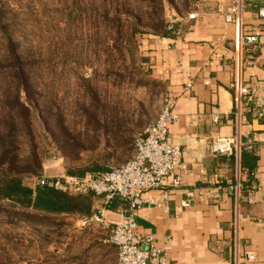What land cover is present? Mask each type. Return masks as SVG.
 I'll return each instance as SVG.
<instances>
[{
    "label": "rangeland",
    "instance_id": "1",
    "mask_svg": "<svg viewBox=\"0 0 264 264\" xmlns=\"http://www.w3.org/2000/svg\"><path fill=\"white\" fill-rule=\"evenodd\" d=\"M200 1L0 0V149L13 140L20 148L14 165L11 153L0 155L4 165L19 163L22 182L34 189L41 177L129 159L166 94L132 27L160 34ZM80 219L0 196V264H115L110 227Z\"/></svg>",
    "mask_w": 264,
    "mask_h": 264
},
{
    "label": "crops",
    "instance_id": "2",
    "mask_svg": "<svg viewBox=\"0 0 264 264\" xmlns=\"http://www.w3.org/2000/svg\"><path fill=\"white\" fill-rule=\"evenodd\" d=\"M230 1L201 0L194 10L196 18L190 19L187 12L174 17L173 31L145 34L140 39L151 77L176 99L177 119L168 126L183 158L169 175L170 180L178 177L180 186L172 189L165 205H142L134 216L137 231L152 236L154 245L166 251L169 264H234L231 222L236 217L244 248L255 251L254 264H264V143L260 141L264 129V18L257 14L264 0H242L240 19L228 23L216 9ZM248 35L257 40L246 44ZM236 81L256 90L240 118L231 87ZM213 113L219 115V121L212 119ZM236 133L251 148L231 155L209 151L212 140ZM245 170L254 171L255 176ZM238 180L245 188L252 180L259 184L253 191L254 203L237 205L232 192L216 187L218 181L227 185ZM186 190L196 196L182 207ZM248 193L245 189L242 195ZM151 194L158 195L156 191ZM92 198L91 214L75 215L83 224L82 219L94 221L95 213L111 223L121 220L122 200L106 203L102 197Z\"/></svg>",
    "mask_w": 264,
    "mask_h": 264
},
{
    "label": "built area",
    "instance_id": "3",
    "mask_svg": "<svg viewBox=\"0 0 264 264\" xmlns=\"http://www.w3.org/2000/svg\"><path fill=\"white\" fill-rule=\"evenodd\" d=\"M217 12L222 14L225 22H236L240 19L243 10L242 0H231L226 6L219 4ZM257 14L264 18V7L257 8ZM198 16L196 11L188 14L190 19ZM170 22L168 28H172ZM257 37L248 35L244 39L246 44L255 42ZM234 89L235 113L240 118L242 112L248 108L249 103L254 100L256 90L252 85L236 81L231 84ZM176 99L171 93H166L162 108L153 120H151L142 133L134 142L133 154L123 163L103 171L85 172L83 175H55L54 177H41L38 185H47L70 195H94L102 197L106 203L118 198L125 203L120 210L122 218L118 222H108L102 215L95 213L91 218L110 227V236L106 240L116 250L115 264H169L167 253L156 247L151 235H142L137 231V223L134 213L136 209L145 204L165 205L172 189L180 186L178 177L169 179V175L178 167L183 158L181 146L174 140L169 131V123L177 119ZM259 115H262L260 112ZM212 119L219 121V115L213 113ZM262 143H264V129ZM255 140V139H254ZM251 143L243 141L239 134L217 137L209 144L212 154L231 155L244 148H251ZM253 146V145H252ZM250 177L255 172L245 170ZM249 188H245L238 180L234 183L224 185L217 182V189H228L235 195L237 205L242 201L254 203L257 199L253 193L258 188V183L252 180ZM248 195H242L244 190ZM156 191L157 196L151 194ZM199 198L202 194H197ZM196 194L192 190H186V198L181 200V206L187 207L191 204ZM233 231V243L235 248L234 264H254L256 253L253 249L244 248L245 241L239 236V222L236 217L231 222ZM241 247V252H240Z\"/></svg>",
    "mask_w": 264,
    "mask_h": 264
},
{
    "label": "trees",
    "instance_id": "4",
    "mask_svg": "<svg viewBox=\"0 0 264 264\" xmlns=\"http://www.w3.org/2000/svg\"><path fill=\"white\" fill-rule=\"evenodd\" d=\"M175 28V22L172 23V28H166L162 31L160 34H167L168 32L173 31ZM131 33L133 35H136V37L139 39L140 44L142 43L140 41L142 36H145V34H150L149 32H144L142 30L137 31V27L133 26ZM142 40V39H141ZM25 72H24V58L22 55V78H24ZM22 106V122L26 129L27 137L31 136L29 126L30 120L29 118L25 116L26 112H29V108L27 105H25L23 102L20 103ZM28 115V114H27ZM9 132L8 134L11 135L12 130L17 129L13 125L12 122L9 121ZM16 135L15 133L11 136L12 139H15ZM28 138V139H29ZM26 140V137H25ZM14 141V140H13ZM8 143V147L3 146L0 149V155L4 153H8L10 155L9 161L11 164L14 165V158L15 156H18V150L20 148L17 147V145H12V142ZM30 161L33 163V155L35 156L34 150L30 151ZM4 158V157H3ZM6 158V157H5ZM18 159H16L17 161ZM9 161L7 164L4 165V161L0 157V196L3 198H6L10 200L12 203L18 205V206H24V207H31L35 210H39L41 212H46L48 214H54V215H78V216H89L91 214L90 211V204H86L84 200H88V198L91 196L88 195H70L67 192H64L62 190L47 186V185H37L34 189L31 187L25 185L22 182L21 176H20V170L19 169V163L16 164V168H11V164H9ZM107 169L95 167L89 170H80V171H71L67 170L68 174H74V175H83L85 172H96V171H103ZM109 208H113V205H109Z\"/></svg>",
    "mask_w": 264,
    "mask_h": 264
}]
</instances>
